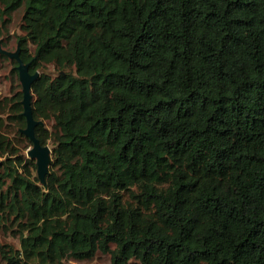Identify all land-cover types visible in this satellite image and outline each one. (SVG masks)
<instances>
[{
	"label": "trees",
	"instance_id": "16d2710c",
	"mask_svg": "<svg viewBox=\"0 0 264 264\" xmlns=\"http://www.w3.org/2000/svg\"><path fill=\"white\" fill-rule=\"evenodd\" d=\"M19 8L51 159L42 184L3 130L32 145L22 90L0 98L4 264H264V0H0Z\"/></svg>",
	"mask_w": 264,
	"mask_h": 264
},
{
	"label": "rangeland",
	"instance_id": "374dc122",
	"mask_svg": "<svg viewBox=\"0 0 264 264\" xmlns=\"http://www.w3.org/2000/svg\"><path fill=\"white\" fill-rule=\"evenodd\" d=\"M22 8H19L11 13L9 20L4 21L0 15V46L2 49L8 51H15L17 48V37L23 35L24 32L20 28ZM12 59L6 55H0V98L3 96H9L14 91L21 90L18 76L12 70L15 66ZM47 70L53 73L51 65L47 66ZM19 126L13 123L7 122L3 128L5 133L12 140L19 154L25 157L27 151L31 147L27 140L21 137L19 134ZM48 146L51 148L50 143ZM32 173L36 175V169H32ZM0 244L11 245L13 247H19V240L14 233H11L9 229L2 228L0 226ZM66 263L69 264H111L109 253L97 252L92 258L84 260L67 259ZM0 264H4L3 259L0 257ZM137 264V263H135Z\"/></svg>",
	"mask_w": 264,
	"mask_h": 264
},
{
	"label": "water",
	"instance_id": "95a60500",
	"mask_svg": "<svg viewBox=\"0 0 264 264\" xmlns=\"http://www.w3.org/2000/svg\"><path fill=\"white\" fill-rule=\"evenodd\" d=\"M0 53L7 55L9 58L15 59L17 62L16 69L18 72V79L21 84L22 99L21 103L23 106L22 114L25 117L26 125L24 128L20 129V132L26 135L32 142L31 147L27 151V156L35 160L36 165V175L40 183H44L45 175L48 172L50 164V147L45 144H41L38 138L34 134V127L37 124V120L34 119L31 110V83L37 76V72L30 73L28 71V66L23 63L19 56V47L15 51H8L2 49L0 46Z\"/></svg>",
	"mask_w": 264,
	"mask_h": 264
}]
</instances>
